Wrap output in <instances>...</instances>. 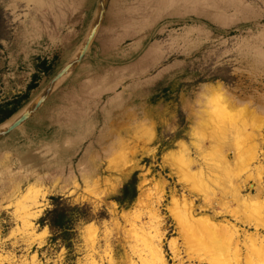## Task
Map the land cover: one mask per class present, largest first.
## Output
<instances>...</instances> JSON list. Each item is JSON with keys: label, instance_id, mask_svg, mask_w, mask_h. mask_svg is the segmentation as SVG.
Wrapping results in <instances>:
<instances>
[{"label": "rangeland", "instance_id": "obj_1", "mask_svg": "<svg viewBox=\"0 0 264 264\" xmlns=\"http://www.w3.org/2000/svg\"><path fill=\"white\" fill-rule=\"evenodd\" d=\"M26 94L0 124V264H109V251L115 264H150L140 257L143 238L158 224L167 264H207L187 258L213 251L195 231L179 232L173 199L236 224L246 260L243 240L254 229L190 191L175 155L188 148L192 171L231 162L241 194L255 193L251 173L264 165V0H0V101ZM135 173L137 197L121 206L114 198ZM39 176L46 183L33 192ZM58 195L95 215L77 227L70 251L40 224Z\"/></svg>", "mask_w": 264, "mask_h": 264}, {"label": "bare ground", "instance_id": "obj_2", "mask_svg": "<svg viewBox=\"0 0 264 264\" xmlns=\"http://www.w3.org/2000/svg\"><path fill=\"white\" fill-rule=\"evenodd\" d=\"M217 90L218 92L220 91V89L218 88ZM17 120H18V117H15V119H11V121L9 120L10 122L4 128H10L12 125L16 123ZM256 135L258 136L257 139H259V136L261 135L260 130H258ZM256 135L254 137L252 136V138L255 139ZM254 145L255 146L252 147L254 149V153L251 155L252 159L253 157L258 158L257 150H258L259 145L258 146L257 144H254ZM189 154L190 152L188 148L181 147L178 155H175L176 157L183 159V164L185 168L183 172L185 171L187 174L185 175L188 176L189 178V180L184 179L183 182L185 183V185L190 187V191L192 190L193 192L202 195L205 201L209 202V204L211 205L219 204L223 206L224 208H226L227 210L225 211V213L230 214L238 222L244 225H247V226H251V229H254V232H251L250 235L245 234L243 244L246 247L247 255L245 257L246 260L244 261V258L242 257V253L240 249V239H241L242 233H240L239 227L236 224L231 225L230 223L229 224L219 223V222H215L212 219L213 217L211 218L209 216H197L195 214L193 205L181 204L179 200L173 199L171 201L172 202L171 211H172L173 218L179 229V232L184 233L189 230L195 231L198 237L201 240H203L205 244H208L209 247L213 251V255L211 256L209 255L206 257H204L205 255H203V257L189 256L187 258L197 260V262L208 261L209 264H264V234L262 233L264 231V167H263L264 165L254 166L256 176H254V173H251V180L256 181V186L251 184L250 187H251V190H255V193H251V196L250 195L243 196L241 192L244 186L242 184L240 185L236 181L237 177L229 171L231 162L229 163L228 161H225V162L223 161L224 164L220 166H213V164L210 165L211 163L210 164L203 163L204 165L207 164L208 172H206V170L203 168L204 165H202L203 167H198V168L196 167L195 168L196 170L192 171V168L195 165H197L198 161L194 160V158L192 159ZM252 159H251V162H252ZM225 160H227V158ZM183 164L181 165L183 166ZM217 169L220 170L221 171L220 173L223 174V176L225 175L226 178L228 179L222 178L223 176H221L220 178L215 173L214 174L212 173V171L216 172ZM42 183H46L44 181V177H41V176L36 177L35 182L32 183V185H30L29 189H32L33 192L41 191L39 188H37V186ZM215 186L216 187L218 186L219 190ZM158 188H159V195L157 199L155 200L153 207L150 208L151 209L150 211L151 219L152 218L157 219L158 207L160 206V203L162 202V199H163V186L161 185ZM219 191L221 193L220 195H222L221 198H218L217 196V193ZM32 196L30 195V197ZM223 198L226 200H224V203L222 204L221 201H223ZM32 199H34V197ZM232 202L233 203L237 202L238 206L236 208L230 209ZM158 229H160V224H158L155 227V234H152L153 232H146V234L144 233L145 234L143 238L144 249H143V253L141 252L140 257L143 258L144 260H147V262L150 264H167L168 262L166 261L167 258L165 257V254L160 245L161 236L158 234ZM217 235L218 236L220 235L221 239H219L218 237L217 239L216 238ZM94 243L95 241H93V244ZM207 248L208 247H206L205 251L208 250ZM188 249L190 250L191 248H188ZM173 252L175 254V258L176 257L180 258L179 256L180 253L178 252V250H176L174 245H173ZM110 253L111 251L106 252L103 255V257L104 258L107 257L108 259L107 261L109 262V264H115ZM90 263L91 264H101V261L99 263L97 262V260L92 259Z\"/></svg>", "mask_w": 264, "mask_h": 264}, {"label": "trees", "instance_id": "obj_3", "mask_svg": "<svg viewBox=\"0 0 264 264\" xmlns=\"http://www.w3.org/2000/svg\"><path fill=\"white\" fill-rule=\"evenodd\" d=\"M41 70L45 73L49 72L50 65L47 61L42 62ZM38 75H34L37 79ZM35 86L31 84L29 89ZM162 83H158L156 91L159 90ZM28 99V94L20 95L9 101H0V124L6 122L9 118L15 115ZM137 173L125 183L119 196L115 197V201L121 206H129L137 197ZM52 207L46 210L45 214L40 219L42 227H47L51 234L50 241L55 242L60 240L67 249L72 250L73 240L77 236V227L82 222H89L95 218L94 213L89 205H72L68 199L63 196L51 197ZM105 212L99 214L100 218H104Z\"/></svg>", "mask_w": 264, "mask_h": 264}, {"label": "water", "instance_id": "obj_4", "mask_svg": "<svg viewBox=\"0 0 264 264\" xmlns=\"http://www.w3.org/2000/svg\"><path fill=\"white\" fill-rule=\"evenodd\" d=\"M71 65H72V63L70 64V65H68V67H66L64 70H63V72H61V74L54 80V83H56L57 81H59V79H61V77L64 75V73H66L68 70H69V68L71 67ZM31 111L32 110H30L18 123H16L13 127H10V128H8V129H6V131L5 132H8V131H11V130H13L14 128H16L17 126H19L21 123H23L26 119H27V117L30 115V113H31ZM18 113V112H17ZM16 115V114H15ZM14 116V115H13ZM12 116V117H13ZM11 117V118H12ZM10 119V118H9Z\"/></svg>", "mask_w": 264, "mask_h": 264}]
</instances>
